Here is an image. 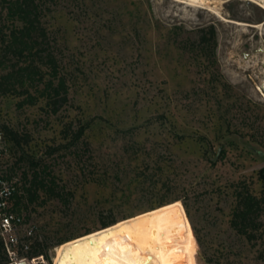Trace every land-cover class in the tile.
Wrapping results in <instances>:
<instances>
[{"label":"rangeland","instance_id":"374dc122","mask_svg":"<svg viewBox=\"0 0 264 264\" xmlns=\"http://www.w3.org/2000/svg\"><path fill=\"white\" fill-rule=\"evenodd\" d=\"M41 1L70 101L50 115L0 94V131L22 138L5 136V161L23 185L45 165L72 194L24 198L47 255L103 221L151 213L175 230L182 264H264L263 240L230 224L236 190L264 193V0ZM209 28L214 53L199 44ZM165 197L188 212L181 201L151 210Z\"/></svg>","mask_w":264,"mask_h":264},{"label":"trees","instance_id":"16d2710c","mask_svg":"<svg viewBox=\"0 0 264 264\" xmlns=\"http://www.w3.org/2000/svg\"><path fill=\"white\" fill-rule=\"evenodd\" d=\"M0 10L4 14L0 21V94L3 96H22L24 99L19 107L24 105H36L43 101L50 115H58L69 104L70 87L66 75L63 73L57 50L51 45L48 30L44 26L45 5L41 0H0ZM199 44L212 48L216 46V35L213 28L200 31ZM4 134L16 144L21 145L22 138L19 134L4 127ZM84 130L66 135L69 145L77 144ZM88 143L85 147L88 148ZM47 166H34L30 188H25L23 198L19 200L20 208L28 203L38 200L40 192L49 199H57L66 203L71 193L66 192V187H60L56 177ZM28 180V175L23 174ZM23 179V181H24ZM259 179L264 183V168L259 172ZM25 182V181H24ZM163 188L168 189V186ZM162 189V188H161ZM236 201L232 209L231 228L242 236L249 244L257 246L259 240H263L264 247V193L255 195L246 185L235 193ZM169 197L161 199L157 207L164 206L174 201H181L186 212L188 207L184 198L168 201ZM172 207H166L171 212ZM150 211V210H149ZM117 221H103L102 226L107 228L116 224ZM161 227L160 240L162 246L177 253L181 260V250L176 240L175 230L168 234L162 221H158ZM196 233V232H195ZM196 238L201 245V240L196 233ZM59 245L63 241L58 242ZM42 243H38L35 253L43 252ZM264 252V250H263ZM208 262V260L206 259ZM182 264V262H179Z\"/></svg>","mask_w":264,"mask_h":264},{"label":"bare ground","instance_id":"6f19581e","mask_svg":"<svg viewBox=\"0 0 264 264\" xmlns=\"http://www.w3.org/2000/svg\"><path fill=\"white\" fill-rule=\"evenodd\" d=\"M187 1L191 6L204 4L203 0ZM56 253L55 264H179L180 260L177 253L162 246L151 213L64 242Z\"/></svg>","mask_w":264,"mask_h":264},{"label":"built area","instance_id":"2783aa9c","mask_svg":"<svg viewBox=\"0 0 264 264\" xmlns=\"http://www.w3.org/2000/svg\"><path fill=\"white\" fill-rule=\"evenodd\" d=\"M5 141L0 131V264H55L46 251L35 253L42 241L38 228L20 208L24 181L18 171L7 169Z\"/></svg>","mask_w":264,"mask_h":264}]
</instances>
